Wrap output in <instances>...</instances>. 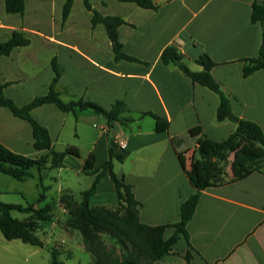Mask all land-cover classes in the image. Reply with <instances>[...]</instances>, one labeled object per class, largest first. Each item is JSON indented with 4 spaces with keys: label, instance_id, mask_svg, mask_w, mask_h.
Here are the masks:
<instances>
[{
    "label": "crops",
    "instance_id": "1",
    "mask_svg": "<svg viewBox=\"0 0 264 264\" xmlns=\"http://www.w3.org/2000/svg\"><path fill=\"white\" fill-rule=\"evenodd\" d=\"M152 1L159 5L156 11L132 3L90 0L100 15L118 16L127 23L118 28L123 53L136 59L127 61L115 59L103 27L91 26V12L82 0H73L64 23L65 0H24L23 14H7L0 0V43L13 31L29 39L27 46L0 57V82L9 83L3 90L6 98L26 105L48 92L55 59L60 75L54 90L64 103L83 98L109 109L116 101L124 102L127 111L122 117L130 121H115L110 127L91 110L73 115L50 103L34 108L31 116L47 129L53 150L78 152L64 154L57 167L48 160L35 169H57L58 176L65 173L75 179L82 174L91 185V172L108 160L113 141L128 153L123 162L112 161L113 172L132 186L141 204L140 222L157 226L178 222L181 203L195 193L185 171L197 158V139L221 141L236 127L229 119L217 120L219 95L193 83L178 65L203 71L195 60L206 55L212 63L208 71L229 100L232 115L255 122L264 133V70L242 74L243 60L257 57L264 41V22L250 19L253 4L263 0ZM167 47L176 50L178 64L161 61ZM143 113L160 117L167 129L157 132L155 120ZM195 127L201 133L193 137L190 130ZM32 142L29 123L0 106V144L30 158L46 154L33 149ZM88 159L90 166L85 167ZM226 172L232 175L230 169ZM57 175L51 178L57 180ZM103 179L90 206H102L103 192L117 200L113 185L104 186ZM58 189L57 200L61 194H71L69 186ZM186 231L188 243L180 238L175 245L182 240V248H172L167 256L179 264H187V252L188 264H264V166L244 179L200 191ZM172 233L167 228L164 238Z\"/></svg>",
    "mask_w": 264,
    "mask_h": 264
},
{
    "label": "trees",
    "instance_id": "2",
    "mask_svg": "<svg viewBox=\"0 0 264 264\" xmlns=\"http://www.w3.org/2000/svg\"><path fill=\"white\" fill-rule=\"evenodd\" d=\"M121 3H132L142 9L156 11L159 5L152 0H116ZM84 8L91 12L90 23L92 27L100 24L111 43V49L116 60L136 61L131 56L123 53L121 43L118 40V28L127 24L118 16H102L92 9L90 0H82ZM73 0H65L61 10V22L64 23L69 15ZM24 0H4V10L7 14H23ZM250 19L253 23L264 22V0L260 4H253ZM29 44V39L22 32L13 31L10 38L0 43V57L9 56L11 51L18 47ZM179 60V56L173 47L165 48L161 53V61L164 64ZM242 74L249 76L257 70H264V41L262 42L258 55L255 58L243 60ZM197 64L212 65L206 55L195 60ZM178 67L195 84L206 87L219 95V105L216 110L218 121L229 119L236 123L235 130L224 140L214 141L209 138L199 137L197 139V158L185 175L195 193L181 203L179 207V221L173 224L150 226L140 222L139 208L141 204L134 197L132 186L124 182L123 177L118 178L113 172L112 161L123 162L127 151L110 141L108 160L94 169L91 174L94 180L90 187L80 192L81 200L76 203L69 193L61 194L58 201L62 204L66 214L65 224L67 227L80 233L84 249L91 255V264H155L167 256L175 243L184 238L188 243L186 224L192 218L200 191L221 186L225 183L238 181L249 176L253 172H259L264 166V133L253 121L238 119L233 116L230 103L222 93L219 84L213 79L209 71H190L181 63ZM54 77L49 85L48 92L34 98L23 106H17L12 100L6 98L3 90L9 83L0 82V106L7 108L14 117L29 123L32 135V147L35 150H46V154L38 158H30L12 152L0 144V173L8 175L15 180L22 181L30 176L29 170L37 168L40 170L50 160L57 167L64 154L78 155L74 148H67L63 153L53 150L52 143L45 127L41 126L31 116V111L43 104H54L61 112L76 115V111L91 110L100 115L110 127L115 121L127 124L130 119L123 118L127 111L124 102L116 101L109 109L98 104L80 98L75 101L64 103L60 100L54 86L58 81L60 69L55 59L51 61ZM149 115L155 120L157 132L167 129V123L160 117L151 113ZM190 133L193 137L199 136L201 129L192 128ZM232 154L230 162L231 178L224 181L221 176L225 175L223 164ZM89 159L85 167H89ZM107 177L113 185L116 195V205L123 211L122 215L108 211L104 206H90V198L96 193L97 185L101 179ZM42 199V195L39 200ZM53 204L35 208L34 205L22 206L0 202V233L7 241L18 239L22 243L42 247L43 243L36 235V231L42 224H50L53 221ZM25 213L26 218L18 220L11 217V211ZM172 228L173 233L164 238V231ZM104 237L113 242L108 246ZM184 259L188 264L190 254L187 252ZM49 264H62L57 259L54 251L51 252Z\"/></svg>",
    "mask_w": 264,
    "mask_h": 264
},
{
    "label": "rangeland",
    "instance_id": "3",
    "mask_svg": "<svg viewBox=\"0 0 264 264\" xmlns=\"http://www.w3.org/2000/svg\"><path fill=\"white\" fill-rule=\"evenodd\" d=\"M114 5L120 4L116 0ZM56 148H62L56 145ZM233 155L230 154L228 159L223 164L225 175L221 176L224 181L231 178L227 175V169H230V162ZM118 168V166H116ZM57 169H45L38 172L35 168L30 170V176L22 181L13 179L12 177L0 173V202L10 204H20L26 206L33 204L35 207H43L45 204H53V221L50 224H42L36 231V235L42 241L43 246H33L22 243L15 239L7 241L0 233V264H49L51 262V252L54 251L58 261L62 264H91V255L84 249L80 233L66 226V214L62 204L56 199L59 194L60 186L65 188L69 186L71 195L76 203L81 200L80 191L90 187L89 178L80 174L78 178L72 175L68 178L65 173L60 174L57 180L51 177H56ZM103 185H111L112 183L103 179ZM43 187L45 190H42ZM106 200L101 203L108 211L116 212L122 215L123 211L116 205L115 197H110V192H103ZM44 194L45 198L39 200V195ZM91 204V203H90ZM91 205H94L92 202ZM100 205V204H95ZM11 217L23 220L26 218L25 213L11 211ZM105 243L110 246L112 241L104 237ZM183 242L177 243L173 250H180ZM169 256V254L167 255ZM165 256L158 264H179L175 257L167 258Z\"/></svg>",
    "mask_w": 264,
    "mask_h": 264
},
{
    "label": "water",
    "instance_id": "4",
    "mask_svg": "<svg viewBox=\"0 0 264 264\" xmlns=\"http://www.w3.org/2000/svg\"><path fill=\"white\" fill-rule=\"evenodd\" d=\"M175 63L178 64L179 63V60L176 59L175 60ZM201 67H202V70L203 71H206L207 72L209 70V65H207V64H201Z\"/></svg>",
    "mask_w": 264,
    "mask_h": 264
}]
</instances>
